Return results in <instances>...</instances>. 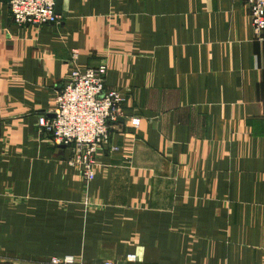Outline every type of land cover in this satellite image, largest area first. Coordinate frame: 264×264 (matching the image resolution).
Returning <instances> with one entry per match:
<instances>
[{"label": "crops", "instance_id": "obj_1", "mask_svg": "<svg viewBox=\"0 0 264 264\" xmlns=\"http://www.w3.org/2000/svg\"><path fill=\"white\" fill-rule=\"evenodd\" d=\"M60 11L16 26L0 0V264H264V32L246 0ZM100 64L124 101L85 186L42 125L71 69Z\"/></svg>", "mask_w": 264, "mask_h": 264}, {"label": "built area", "instance_id": "obj_2", "mask_svg": "<svg viewBox=\"0 0 264 264\" xmlns=\"http://www.w3.org/2000/svg\"><path fill=\"white\" fill-rule=\"evenodd\" d=\"M56 0H7L13 25L31 26L36 29L56 25ZM252 33L259 37L264 32V0H246ZM107 71L105 64L85 69H71L62 88L55 96L53 116L45 119L42 128L56 145L68 147L71 156L68 164L79 169L80 177L88 185L95 177L96 155L110 147V130L113 123L122 117L121 103L124 95L117 89L105 88ZM139 118L129 119V125L137 128ZM88 204V199L83 201ZM135 254H127L125 261L133 264ZM49 264H84L82 257L66 255L52 257ZM93 264H114L100 261Z\"/></svg>", "mask_w": 264, "mask_h": 264}, {"label": "water", "instance_id": "obj_3", "mask_svg": "<svg viewBox=\"0 0 264 264\" xmlns=\"http://www.w3.org/2000/svg\"><path fill=\"white\" fill-rule=\"evenodd\" d=\"M55 5H56L55 6V14L56 15H59L61 13V11H60L61 0H56Z\"/></svg>", "mask_w": 264, "mask_h": 264}]
</instances>
